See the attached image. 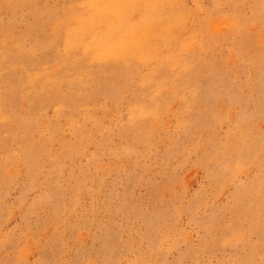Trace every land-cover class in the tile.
I'll return each mask as SVG.
<instances>
[{"label":"rangeland","instance_id":"obj_1","mask_svg":"<svg viewBox=\"0 0 264 264\" xmlns=\"http://www.w3.org/2000/svg\"><path fill=\"white\" fill-rule=\"evenodd\" d=\"M0 264H264V0H0Z\"/></svg>","mask_w":264,"mask_h":264}]
</instances>
